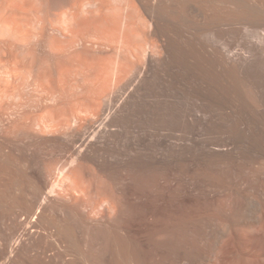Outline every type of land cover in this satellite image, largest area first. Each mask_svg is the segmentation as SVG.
<instances>
[{"label":"bare ground","instance_id":"obj_1","mask_svg":"<svg viewBox=\"0 0 264 264\" xmlns=\"http://www.w3.org/2000/svg\"><path fill=\"white\" fill-rule=\"evenodd\" d=\"M0 17H31L0 50L23 80L2 138L67 159L33 183L30 234L69 264H264V0H0Z\"/></svg>","mask_w":264,"mask_h":264},{"label":"rangeland","instance_id":"obj_2","mask_svg":"<svg viewBox=\"0 0 264 264\" xmlns=\"http://www.w3.org/2000/svg\"><path fill=\"white\" fill-rule=\"evenodd\" d=\"M30 18L0 17V50L3 40L15 31L16 24ZM16 83L22 84L23 80H17L0 69V102H3V90L13 89ZM21 90L22 101H27L32 88L22 85ZM12 111L20 112L13 106ZM11 119L14 120L15 115ZM1 132L0 122V264H69L62 253L49 246L43 230L38 227L30 234L22 222L27 217L29 221L33 219L34 211L42 201V197L39 196V201L37 194L34 195L33 183L37 179L49 184V170L64 164L65 155L52 141L18 139L13 134L9 141L2 138Z\"/></svg>","mask_w":264,"mask_h":264}]
</instances>
